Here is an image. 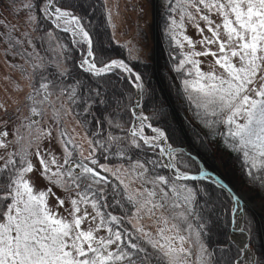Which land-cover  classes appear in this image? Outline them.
<instances>
[{"label": "snow or ice", "instance_id": "obj_1", "mask_svg": "<svg viewBox=\"0 0 264 264\" xmlns=\"http://www.w3.org/2000/svg\"><path fill=\"white\" fill-rule=\"evenodd\" d=\"M168 10L166 32L177 44L187 17L206 22L211 37L200 43L217 47L186 54L174 69L177 100L187 104L195 137L201 144L224 137L241 171L264 188V0H177ZM178 10L179 22L172 15ZM18 14L21 25L0 23L6 62L27 82L24 91L14 81L22 95L12 99L19 123L11 134L12 113L0 102V264H264V254L253 251L247 204L231 189L227 201L216 195L212 185L227 186L215 176L207 186H190L199 179L186 166L191 153L153 126L170 127L168 101L124 60L98 59L90 0H20ZM208 55L218 69L205 72L189 58ZM76 68L87 81L73 75ZM114 69L138 90L130 108L117 85L100 83ZM145 98L151 115L144 114ZM53 188L65 195L50 206Z\"/></svg>", "mask_w": 264, "mask_h": 264}, {"label": "trees", "instance_id": "obj_2", "mask_svg": "<svg viewBox=\"0 0 264 264\" xmlns=\"http://www.w3.org/2000/svg\"><path fill=\"white\" fill-rule=\"evenodd\" d=\"M8 1L13 2V0ZM90 1L95 7H97L95 14L90 16L92 22L90 34L93 37L94 48L96 50L102 49L98 59L102 58L105 63L115 57L123 59L134 71H136L137 74L141 75L143 83L147 89L154 91L156 96L158 91H162V95H165L163 98H165L168 103L171 102L173 104L170 106V112L172 116L176 113L181 124L184 126L185 133L187 134L185 140L183 135H179L180 125H177L178 128L175 130L174 134L171 133L170 127H165L162 123L157 124L153 121V126L162 127L166 132L170 133V139L168 142L172 143L173 147H183L186 152L191 153L192 161L186 165L190 174L199 173L201 171V166H204L209 171H212L213 173L215 172L222 180L230 182L235 181L241 186L249 188L252 194L257 198L264 200V188L258 183H251L245 173L241 171V163L237 160L238 154L225 145L224 137H217L210 141L205 140L204 143L201 144L195 137V133L189 123L191 120V113L187 111V104L181 103L177 100L176 84L179 83V79L177 78V73L174 69L179 60L183 58L181 48L175 44L174 40L171 39L170 35L166 32V27L169 23L168 4L174 3V0H166V7L162 8L161 13L158 15L154 46L155 54L154 58L152 55L150 60L134 56L123 43L119 44L115 42L112 37L106 8L104 7V0ZM89 11H91V9ZM64 39L67 42L66 36ZM80 51L81 50L78 49L73 54L77 59ZM67 66L70 68L72 67L71 64H68ZM186 71L187 68H185V73ZM73 75L78 76V78L82 80H88V74L78 68L73 70ZM100 83L106 84L109 89H111L112 85H117V91H122L124 93V105H127V108H130L131 104H128L129 100L134 104L137 93L133 79L129 78L128 73L119 69H114L113 72L105 74L104 80H101ZM163 85L166 86V92L163 90V87H161ZM109 94H112L111 91H109ZM142 104L144 107V114L151 115V105L147 102L146 98L142 101ZM122 111H124L123 121L127 122L124 126L130 128L131 113L123 106ZM97 114L99 115V113ZM172 119L173 118L169 117L168 124L175 127L170 122ZM224 131H226V129H224ZM145 133L150 134V130L147 129ZM101 163H108V161L101 159ZM162 174L167 173L162 171ZM188 183L190 186L192 184L207 186L210 184V181L203 179L194 182L188 181ZM212 189L222 200L227 201L229 199L227 194L217 186L212 185ZM248 216L252 225L253 251L259 257L264 254V216L260 214L258 215L259 217H256L250 210H248Z\"/></svg>", "mask_w": 264, "mask_h": 264}, {"label": "rangeland", "instance_id": "obj_3", "mask_svg": "<svg viewBox=\"0 0 264 264\" xmlns=\"http://www.w3.org/2000/svg\"><path fill=\"white\" fill-rule=\"evenodd\" d=\"M166 2V0H104V7L106 9H110L112 12L110 29L112 31V37L115 42L119 44L123 43L128 48V50H130V53L134 56L141 57L142 59L144 58L145 60H150L152 55L154 58V46L156 39L155 36L157 32L156 24L159 17V13H161L162 8L166 7L167 5ZM172 4L173 7H175L177 4V0H174V3ZM19 5L20 1H16V7L14 9L12 1L9 2L8 0H0V23L7 22L9 24L21 25L24 17L23 15L18 14ZM91 11H89L90 14ZM96 11L97 7H95V12ZM172 15L176 18L178 22L180 21L179 10L177 12L172 13ZM211 19L215 20L217 23L219 22V20L215 16H212ZM197 23L199 24V28L196 27ZM199 29H203V32H201ZM178 32L180 33L178 38L180 39L181 44H177L175 40L174 42L181 48L183 59L185 58L186 54L192 51L199 53L209 50L215 52L217 50L216 45H209L206 47L204 44L200 43V41L203 40L204 37H211V32L208 31L206 22L204 21L197 19V21L193 22L188 20L187 17H185L184 26L182 29H178ZM185 36L191 39L192 44H189L187 40H184ZM189 58L197 60L200 64L201 69L205 72L209 71L210 68L213 67L217 69L219 68L218 65L214 64L215 57L211 55L194 56ZM19 77V71L9 66L8 62H6V59L3 55L2 47H0V102H7V104L9 105V112L12 113V121L10 122L9 128L7 129L10 134L12 132L14 124L19 123V121L16 119V114L14 113L15 105L12 104V99L19 98L22 95L20 91L16 88L14 81L18 82L20 86L24 89V91H27V82L19 80ZM161 87H163V90L166 92V86L163 85ZM164 96L162 95V91H158L157 97L163 98ZM168 104L170 106L173 105L171 102ZM23 112L24 114H27V109H23ZM0 116H3L2 110H0ZM170 117L173 118V122H170L173 124V126L176 127L175 130H177L178 128L177 125H180V131L178 130L179 135H183L185 140L187 134L185 133L184 126L181 124L178 115L175 113L173 114V116L171 114ZM48 123H51V121H48ZM67 126L69 128H72L74 126L71 119H69V121L67 122ZM76 131L77 133L82 132V130L79 128H77ZM146 131L147 129H145V132ZM147 135H153L151 130L150 134ZM47 146V141H45L44 147ZM83 147L87 149V144L84 143ZM55 150L56 154L59 156V148L57 147ZM226 182L230 185V187L234 189V193L238 192L241 197L244 198L245 203L247 204V210H250L252 213H254L256 217H259L258 215L260 214L264 216L263 199L257 198L254 194H252L249 188L243 187L235 181ZM46 185L47 182L43 178L37 179V189L43 190ZM223 191L225 192V190ZM53 192L55 193V195L49 198L50 206H53L55 204L57 196L63 199L65 195L64 192L58 188H53ZM225 194H227L229 198L228 193L225 192Z\"/></svg>", "mask_w": 264, "mask_h": 264}, {"label": "water", "instance_id": "obj_4", "mask_svg": "<svg viewBox=\"0 0 264 264\" xmlns=\"http://www.w3.org/2000/svg\"><path fill=\"white\" fill-rule=\"evenodd\" d=\"M114 59H119V58H114ZM121 60V59H120ZM123 60V59H122ZM125 63H127L126 61H125ZM128 64V63H127ZM128 66H129V64H128ZM130 67V66H129ZM131 68V67H130ZM132 69V68H131ZM132 72H133V74H137L134 70H132ZM138 91V90H137ZM137 99H139V97L137 96ZM155 127V126H154ZM158 127V126H157ZM202 171L204 172V173H206V174H208V175H205V176H200V172L199 173H197V174H191V175H195V176H198L199 177V179H197V180H207V181H210V176H215V177H217L219 180H220V182L223 184V185H226L227 187L226 188H223V190H225V192L226 193H228V189H231V191H232V193H234V189L232 188V187H230V185L225 181H223L222 179H220L215 173H212L211 171H209V170H207V169H205L204 167H203V169H202ZM235 194V193H234Z\"/></svg>", "mask_w": 264, "mask_h": 264}, {"label": "bare ground", "instance_id": "obj_5", "mask_svg": "<svg viewBox=\"0 0 264 264\" xmlns=\"http://www.w3.org/2000/svg\"><path fill=\"white\" fill-rule=\"evenodd\" d=\"M170 129L171 130H175L176 129V127H172V126H170ZM226 181V180H225ZM236 195H239L240 197H241V195L237 192V193H235ZM241 201H242V203H245V200H244V198L243 197H241Z\"/></svg>", "mask_w": 264, "mask_h": 264}]
</instances>
